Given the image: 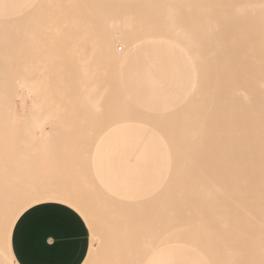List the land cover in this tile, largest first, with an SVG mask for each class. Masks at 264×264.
Here are the masks:
<instances>
[{
	"label": "bare ground",
	"instance_id": "bare-ground-1",
	"mask_svg": "<svg viewBox=\"0 0 264 264\" xmlns=\"http://www.w3.org/2000/svg\"><path fill=\"white\" fill-rule=\"evenodd\" d=\"M36 1L30 0L23 8L15 12L0 13V45L9 44L18 36L20 27L21 29L25 27L24 19L26 20L29 16L35 19L31 16L32 13L33 15L34 12L37 14L41 8H37V10L33 8H44L50 4L57 8L60 6V8L77 7L78 5L79 9L84 8L82 10H85V7L87 10L90 8L92 14L94 12L96 16L92 15L91 11L88 13L89 16H82L83 14L79 13L82 10L77 14L83 19H88V17H94V21L97 19L99 23L95 21L96 25L95 23L94 25L100 30H97L98 33H92L93 36L87 34L83 28L86 24H88L86 29L90 27L88 21L90 22L92 18L88 21L86 19L87 22L85 19L82 20L85 21V24L82 25L83 22L77 18V14L63 15V17L68 15L65 17L66 19L64 18L65 23L69 22L65 29L68 35L70 34L72 39L80 37V40L75 39L76 44L72 41H70L71 44H67V47L73 45L70 46L72 51L68 47L70 52L74 53L72 69L67 66L64 73H58L55 68L56 73H53L54 70L50 73L51 69L48 68L49 84L45 77L46 82L44 83L40 82V79L35 82V79L31 82L28 81L29 84L26 82L32 99L27 104L26 110L20 114L18 125L23 126L36 115L43 116L44 110L40 109L43 107L41 101L43 102L46 97L47 101H45L50 104L48 108L45 106L48 103H45L44 109L48 108L49 111H45L48 115L51 113L49 116H52L50 117L51 122H49L50 120L47 122L51 124L57 122L60 124V128L64 123L69 131L74 128L70 139H72V134L76 138L74 134L77 130L74 125L77 124H79L77 126H81L77 128L78 132H81L82 126L84 130L94 132V141L90 149L83 152L85 155L81 158L83 160L81 164L89 166L93 145L106 128L124 121H143L156 128L171 145L173 166H171L170 173L163 185L150 197L128 202L126 205L117 204L114 209H111L106 208L96 199L95 196H101L115 201L96 183L86 184L83 186L84 190L53 182L31 185L14 183V172L12 173L14 154L0 150V264H18L11 252V230L17 217L34 203L57 200L78 211L84 218L91 237L89 250L82 264L92 263L91 260L94 256L98 264H106L109 261H114L108 254V248L111 247L112 242L111 233L123 231L122 228L117 227L121 219L119 213L124 215L146 213L149 211L150 201L161 198L176 200L179 203V206L172 207L173 211H171L170 217L180 218V223L184 224V228L196 236L193 238L196 245L200 241L199 234L203 233L205 237L210 231L211 211H215V221L221 225L224 208V214L229 216L234 224L232 228L233 242L229 248L230 258L234 259V256H237L241 264H264V0H208L207 2L180 0L178 6H169L163 9L170 15L166 19L161 18L166 15V11L163 12V10L160 11V13L162 12L160 18L151 16L134 18L121 11L119 9L120 2L115 0H41V4H37ZM201 10L208 11L210 14L206 12L208 13L206 16L205 13L201 14L205 17H200L199 14L202 12L196 13ZM37 15H40L39 19H45V21H47L46 16L49 17L48 14H43L45 18L41 17V14ZM30 17L29 19H31ZM63 29L61 27L60 30ZM76 30H79L78 32L81 34L77 35ZM116 30L119 31V36L125 39V48L122 51L118 50L119 46H114ZM82 33L92 36V40H89L91 42H95L93 37L95 40L100 37V40H96L97 44L94 43L95 46L92 44L94 49L91 50L92 53L89 52L90 58H88L89 55H85L88 52L86 50L90 48L88 45L90 43L86 40L88 44L85 43L84 37L86 36ZM153 38L165 39L180 46L191 58L195 73L188 96L175 109L157 114L144 112L131 105L119 85V69L125 53L137 43ZM82 44L86 45L85 49ZM82 47L86 52L82 51ZM69 50H67V56L71 62ZM53 61L50 59L49 65ZM70 62L68 63L70 64ZM53 64L56 65L55 61ZM53 64L52 67H54ZM38 77L40 76L38 75ZM44 84L50 86L46 93L43 88L48 87L43 86ZM1 88L0 86V103L8 102L13 106L15 99L23 100V89H15L14 92ZM52 104L53 106L59 105V107L55 105L53 109H56L57 113L65 115L63 123L61 115L58 113L59 116H56L58 114L52 110ZM15 112H18L16 108ZM55 117H59L61 121L56 119V122H53ZM37 119L35 123H37ZM75 119L77 121H74ZM40 122L37 125L40 130L39 136L45 137L49 133L48 137H51V133L55 131L56 135L52 134V137L60 136L59 125L55 127V131L50 132L53 129L52 127L49 129L50 124L48 123L47 128ZM64 131L65 129L61 130V136L66 134ZM66 136L60 137V141ZM69 137L67 141H69ZM47 140L49 141V139ZM51 141L49 143L52 146L55 142ZM65 142V140L61 141L60 145H66ZM68 143H71V140ZM56 146L55 143V146L49 148L55 153L50 152L49 149L45 153L41 152L45 155H42L45 157H43L44 161H46V154L47 157L48 155L50 157L54 153L55 156L52 155V158L55 157V163L61 160L57 158L56 154H59V157L62 155V160L71 155V153L64 155V150L72 148L73 145H66L67 149L62 146L57 149ZM44 147L42 146V148ZM54 147L64 153H57ZM39 151L36 152L37 157ZM19 155L22 158H15L17 171L20 170L19 168H27L28 165H32L28 157L35 156V153H19ZM76 156L77 154L73 162L80 164L77 162ZM40 158L42 157L39 156L38 159ZM37 161L39 162V160ZM44 161L40 160V163H44ZM50 161H53V166L54 159H50ZM38 162V166H41ZM59 163L63 167V161ZM45 164H43L42 170L47 168L48 163ZM59 166L60 164L58 168ZM36 169L35 167L34 171ZM21 170L20 177L23 175ZM37 172L34 173L37 174ZM34 173L33 175H35ZM17 174L19 175V173ZM18 175L15 176V179ZM223 223L225 224V222ZM159 225V219L148 221V217H146L145 224L139 226L138 244L149 246V249L146 248L147 252L152 251L156 248L155 246L174 242V238L171 240L166 238L163 242L161 239H156L159 242L150 240L149 232H154V230L151 231L152 229H156L155 232H157ZM117 234L114 235L115 238ZM121 235L122 233L119 238L117 236L119 240ZM155 236L152 239H155ZM118 239L114 240V244ZM202 240L209 244V239ZM119 243L121 242L118 241L115 245L118 246ZM96 249L98 252H95Z\"/></svg>",
	"mask_w": 264,
	"mask_h": 264
},
{
	"label": "crops",
	"instance_id": "crops-1",
	"mask_svg": "<svg viewBox=\"0 0 264 264\" xmlns=\"http://www.w3.org/2000/svg\"><path fill=\"white\" fill-rule=\"evenodd\" d=\"M30 0H0V13H11ZM188 54L177 44L153 38L131 47L124 55L119 69V85L135 108L149 113L175 109L189 94L194 81ZM1 73V67H0ZM96 171V184L117 204L126 205L154 194L167 179L172 166V153L164 136L152 125L138 120L124 121L106 128L96 139L89 160ZM143 213L124 215L117 227L125 230L120 221L135 220V229L128 231L138 244L139 226ZM123 215V216H122ZM137 222L140 223L137 225ZM10 245L18 264H82L89 250V229L81 214L70 205L57 200H44L26 208L13 224ZM182 244H161L147 253L143 264H203L197 250L195 259L174 254L171 249ZM187 247V246H186ZM124 264L137 259L125 250L109 254ZM202 260V261H201Z\"/></svg>",
	"mask_w": 264,
	"mask_h": 264
},
{
	"label": "rangeland",
	"instance_id": "rangeland-1",
	"mask_svg": "<svg viewBox=\"0 0 264 264\" xmlns=\"http://www.w3.org/2000/svg\"><path fill=\"white\" fill-rule=\"evenodd\" d=\"M115 1L120 2L121 7L119 9L121 11H124V13L130 14V16H132L134 18L135 17H141V16L142 17L143 16L144 17H150L151 16L153 18H160L161 13H162V12L160 13L161 10L166 9L169 6H172V7L178 6V2L180 0H115ZM183 1H188V0H183ZM199 1L207 2L208 0H199ZM36 2H37V4L42 3L41 0H37ZM47 6L44 8H42V7L33 8L36 10H37V8L38 9L41 8L39 10L40 12L37 13V14H41V17L44 16V18H45V15L48 14L49 17L46 16L47 21H45V19L44 20H42L41 18L39 19L40 15H37L36 12H34V15H33V13H32V15L30 14L31 16L35 17V19L31 18L30 16L29 17L31 19H33L32 22H31V19H29V17H27L26 20L24 19L25 27H22V29L20 27V29L18 30L19 25L17 26L18 27L17 30L19 33V34L17 33L18 36L14 40H12L9 44L0 45V67H1L0 86L2 87L1 89L5 88L4 90H9V91H14V92H15V89H18V90L23 89L24 90L23 100H20L19 98L15 99L13 106H11V104L8 102L0 103V150L5 151V152H13V154H14L13 158H12L14 170L12 171V173L14 172L13 173L14 183H16V184H19V185L30 184L31 185V184H47V183L53 182V183L64 184V185L72 186V187H79V189L84 190L83 186H85L86 184H95L97 182V181H95L96 171H94L93 168L88 166V165L83 166V164H81L82 163L81 161H83V160H81V158L83 155H85L83 152H86V150L90 149V146H91V144L95 138V134L92 130L86 131V130H84V128L82 126V130L80 129L81 132H78L79 130L77 128L79 126H77V125H79V124L74 125V126H76L75 130H77V131H75L76 134H74V135H76L77 139L75 138V136H73V134H72V139H70L71 133H74L73 132L74 128L72 131H69L68 130L69 128L65 127L66 125H64V123H63V116H65V115L63 113H62L63 115H61V113L58 112L61 115L60 117L62 118L63 124L61 122H59V123H61L64 127L61 125V128H60V124H57L56 119H60L59 117L58 118L55 117L54 119L51 118V119H53L52 120L53 122H56V124L49 123V122H51L50 117H52V116H49L51 114L50 112H49L50 113L49 115L46 112L48 110L49 104H50L49 102H46L47 101L46 97H45V99L43 98L44 99L43 102L41 101V103H42L41 105L43 107L40 108L41 110L42 109L44 111L46 110L45 112L43 111V113H42L44 115L42 116L40 114L41 112L39 111L40 115H36L35 118L32 119L33 121L30 120V121H28V123H25L23 126L18 125V121L20 122V118H21L20 114L26 110L27 104L30 103L31 99H32L30 96V93H29V87L27 86L26 82H28V81L31 82L34 79H35L34 82L36 80L39 81V79L41 80L40 82H42V83L48 81L47 77L50 78L48 68L51 69L50 73L53 72L52 70H54L53 73H56V70L58 71V73H62V72L64 73L66 70L65 68H68L67 66L71 67L73 60H74L73 59L74 53L72 52L73 55H71L72 53L68 49V47L71 49V47L73 45H70L71 47L70 46L67 47V44L70 43V41L75 43V41H76L75 39L78 40L80 38V37L79 38L77 37L75 39H72L70 37V34L68 35L67 30H65V29H66V26H68L69 24L67 25L68 21L65 23L64 18L67 17L69 15V13H72V14L75 13V15H76L80 10H82L84 8L79 9L78 8L79 5L77 7L74 6V7H67V8L66 7L60 8L61 6L57 8V7L52 6V4L47 5ZM23 7H21V8H23ZM21 8H19V9H21ZM58 9H60V10H58ZM88 10H89V12H88ZM88 10L85 7V10H82L79 13H80V15L82 13L83 14L82 16H85V15L89 16L88 13H90V11H91V14H92V10H90V8ZM32 11H34V10H32ZM165 11L166 10H163V12H165ZM200 12H202V13H200ZM206 12H208V11H206ZM206 12H205V10H204V12L201 10V11H198V13H196V14L200 13L199 14L200 17H203L204 15L206 16L209 13V12L208 13H206ZM67 13H68V15L63 17V15H65ZM43 14H45V15H43ZM78 14L76 15V16H78L77 17L78 19H80L81 21L85 19V18L83 19V17L78 15ZM93 14H94V12H93ZM163 14H165V13H163ZM201 14H204V15L202 16ZM36 15L38 18L36 17ZM52 15H54V16L56 15V16L53 17ZM94 16H96V14H94ZM167 16L169 17L170 15H169V13L167 14V11H166V15L162 16L161 18L166 19V18H168ZM90 18H92V20H93L94 17H90ZM90 18L88 17V19H90ZM27 19H29L30 21L28 20V22H27ZM86 19H85V21H86ZM88 19H87V21H88ZM139 19L140 18H138L137 20H139ZM67 20H68V18H67ZM80 20H79V23L81 25ZM76 21H78V20H76ZM85 21H82L83 22L82 25L85 24ZM91 21L90 22L88 21V23H90V27L88 26L89 27L88 29H86V25H88V24L84 25L85 27L83 28L84 31L86 30V33L90 34V35L92 33L93 34L96 33L97 30L98 31L100 30V28L99 29L97 27L95 28L96 22H98L97 19H95L96 22L93 20L92 21L93 23H92ZM22 23H24V22L22 21ZM26 23H28V24H26ZM94 23H95V25H94ZM98 23H97V25H98V27H100ZM61 27L64 28L62 31L60 30ZM77 29H78V26H77ZM78 31L79 30H76V32H78ZM79 33L80 32H78L77 35ZM82 34H85V33H82ZM93 34H92V36H93ZM115 34H116V38H115L114 46H117V47L119 46L118 50L122 51L125 48V39L122 36H119L118 30L115 31ZM85 36H86V34H85ZM96 36H97V34H96ZM91 37L89 35L84 37L85 38L84 41L86 40L87 42L90 43V44H88L85 41V43L88 44L90 47L89 49L86 50L88 52L83 50V47L86 45L83 46L84 43L82 44V46H83L82 51L86 52L85 53V55L87 54L86 56L89 55L88 58L91 57V54L89 52L92 53L91 50L94 49V46H95L94 43L97 44L98 41H96V40H100L99 36H98L99 38L96 40L93 37V41H95V42H91V41H89V40H92ZM77 42H78V44H80L79 41H77ZM165 43L171 44L169 42H165ZM92 44H94V46ZM171 45H173V44H171ZM173 46L176 47L178 50H180L182 52V54L185 56V58L188 60L190 66H191V69H192V74H193V67L191 65L190 59L185 55V53L180 48H178L175 45H173ZM85 48L86 47H84V49ZM67 50H69V53L71 56V57L70 56L69 57L72 58L71 62H70V60H68ZM71 51H72V49H71ZM50 59L51 60L53 59L55 61L56 65L53 64L54 61L51 63V65H49ZM67 61L70 62V64ZM52 64L54 65V67H52ZM55 68H57V69L55 70ZM47 69H48V71H47ZM71 69H72V67H71ZM46 71H47V73H45ZM38 75L40 77H38ZM62 75L65 76L64 74H62ZM44 77L47 78L46 81H45ZM58 78H59V74H58ZM30 82H28V84ZM48 84H49V81H48ZM43 86L48 87V88H43V89H45V93L48 92L46 90H48L50 88V86L49 85L47 86L45 84ZM42 92H44V91H42ZM45 103H48L45 105V106H48V108L46 107L47 109H44ZM55 105L57 106V104H55ZM55 105L54 106H53V104L51 105L52 110H54L53 107L55 108ZM57 107H59V105ZM15 108H16V111H18V112H15ZM50 109H51V107H50ZM54 111H55L54 113L56 114L57 113L56 109ZM59 114L56 116H59ZM37 118H39V119H37ZM45 118H48V119L45 120ZM36 119H37V123H35ZM43 120H45L47 124L44 123L45 121L43 122ZM39 121H41L43 123V126L47 127V128H48V123H49L51 125V126L49 125V129H50V127L53 128L52 130H50V132L53 131L55 129V127H58V125H59V128L61 130L65 129L64 133L69 134L70 137L66 136V134L65 135L62 134L63 136H66V137H64V139H61V141L63 142L65 140L66 145H70V146L73 145L72 148L69 147V149L71 151L69 149L65 148V147H67L65 144H64V146L60 145V144H62L60 141V137L63 138V136H61V130L60 129H58V131L60 132V136L57 135V137L56 136L52 137V134L56 135L55 130H54L55 132L51 133V137H48V135H50L49 133H48V135L46 134V136L44 135L45 137H43L42 135L39 136L38 134H40V132H39L40 130L38 129V126H37V125H39ZM47 121H49V122H47ZM59 121H61V119ZM74 121H77V119H75ZM32 122H34V123L32 124ZM41 122H40V124H41ZM65 123H66V121H65ZM76 123H78V122H76ZM33 125H35V127H33ZM47 132H45V133H47ZM79 133H80V135H79ZM28 136H29V138H28ZM42 137L45 139H43ZM68 137H69V141H67ZM41 138L44 140V142L42 141ZM50 138H51V140H54L53 142H55L57 144V146H56L57 149H60L61 146L64 149H67V150H64L65 153L62 152V153H64V155L65 154L70 155V153H71V155L74 154L73 157H70L71 155L70 156L66 155L67 157H65L64 160H62L63 156L61 155L62 157L61 156L59 157L58 156L59 154L58 155L56 154L57 158H59L61 160H59L57 162L58 159L56 158V162L58 164L55 163V157L52 158L53 157L52 155H54L55 151L49 149L50 147L55 146V143L52 144V146H51V144L49 143L51 141ZM47 139H49V141ZM70 140H71V143H68V142H70ZM43 143H45V144H43ZM46 143H48V144L46 145ZM51 143H52V141H51ZM42 146L43 147L47 146V147L42 148ZM39 147H40V149H39ZM169 147H171L170 144H169ZM63 148H62V150H63ZM48 149L50 152L52 151L54 153L51 154V156H50L51 158L49 157V155L47 157V154H46V159H45L46 161H44L43 157L45 155L42 154L41 152L45 153V152H47L46 150H48ZM75 149H77V150H75ZM37 151H39L38 157H37V153H38ZM49 151H48V154H49ZM66 151H68V152H66ZM19 153H22V154H31V153L34 154L35 153V156H33V157L29 156L28 157V159L30 160L32 165H28L29 167L27 166V168L22 167L23 169L19 168L20 170L22 169L21 171H23L22 172L23 175L21 176L22 180L20 177V174H21L20 170L18 169L19 171H17L16 168H18V167L15 168V158L16 159L22 158V157H20ZM57 153L62 154L61 151H58V150H57ZM76 154H77V156H76L77 162H79L80 164H77V163L75 164V162H73L75 160L74 157ZM42 155H44V156H42ZM39 156L42 158L38 159ZM30 157H32V158H30ZM67 158H68V160H67ZM36 159L39 160V162ZM50 159H54L53 166H52L53 161H50ZM40 160L44 161V163H46L45 165H47V163H48L46 169L42 170L44 163L41 162L42 163L41 164ZM36 161L42 167L38 166ZM61 161H63V167H62V164L59 163ZM59 164H60L59 168L62 167L61 169L58 168ZM34 165L37 168L36 171H34L35 170ZM48 166L50 168L51 167H53V168H51V170H50V168ZM172 166H173V161H172ZM31 168H33V169H31ZM44 168H45V166H44ZM52 169H53V171H52ZM33 171L34 172L38 171V172L36 174ZM26 172H28L27 175H26ZM39 172H41V173H39ZM17 173H19V175ZM33 173L35 175H33ZM15 174L19 176V177L17 176L19 178V180L17 179V177L15 179V176H16ZM28 174H30V176H32V177L34 176V177L33 178L30 177V176H28ZM26 181H27V183H26ZM85 182H87V183H85ZM95 197L98 201L103 203V205L106 208L114 209L115 206H117V203L113 200H110L108 198H104L101 196H95ZM150 202H151V204L149 207V211L144 213L143 215H144V217H148V221L159 219V223H160L159 227L157 228V232H155L156 229L151 230V231L154 230V232H149V234H151V238H150L149 234L146 233V235L148 236V238H150V240H153V241L155 240L154 242H156V241L159 242V240H156V239H161L162 240L161 242H163V240H165L166 238L169 240L174 238L173 239L174 242H172V243L182 244L185 246L178 245V246L173 247L171 249L172 253L189 255V257L192 260H194L195 259L194 252L197 250L198 254L201 256V259L204 262L203 264H241V262L239 261V258L237 256L236 257L234 256V259L230 258L229 248L231 247L232 242H233V229L232 228L234 227V224H233V221L229 218V216L224 214V208L222 210L223 213L221 215V222H222L221 225H219L217 223V221H215V217H216L214 214L215 211L214 210L211 211L212 219L210 221V231L208 232V235L207 236L205 235V237H204L203 236L204 234L200 233L198 236V239L200 241L202 239H205V241H206V238L209 239V244H207V241L205 243V242H203L204 240H202L201 242L198 241L199 244H197L198 245L197 246L195 239H193L196 236L191 231H187V229L184 228L185 227L184 224L180 223V218L177 216L176 217L174 216L173 218L170 217L171 211H173L172 207L173 206L174 207L179 206V203L176 202V200L174 201L171 199L161 198V199L150 201ZM175 211H177V210H175ZM145 222H146V219L142 220V224H145ZM223 222H225V224ZM226 222L228 223L227 225H226ZM120 223L122 225H124L126 231H122V232L114 231L115 234H114V232L111 233L110 238H112V242L110 245L111 247L108 248V252H109L108 254H110V253L112 254V252L116 249L125 250V252H129V254L133 255L135 258L137 257V259L132 258L131 260H128L124 264H143L141 261L145 260L147 253H148L146 248L148 247V249H149V246L146 247L144 245L141 248L142 250L140 251V250L136 249L135 246L132 245V242L128 243L129 239L134 237L128 231L129 230L132 231L131 229H133V230L135 229V220L132 218V219H128L125 221H120ZM140 223L137 222V225H139ZM121 233H122L121 239L119 240L118 238L120 237L119 235ZM116 234H117L118 238H117V236L115 238L114 235H116ZM152 235L153 236L156 235L155 236L156 238L152 239V237H153ZM136 237L137 236H135L134 238H136ZM115 239H118L117 241H115L116 243H118V241H120L121 243H123V245H121V243H119L120 245H118V246L115 245L116 244V243L114 244ZM90 243H91V237L89 234V244ZM155 247H158V246H155ZM188 247L190 249H192L194 252L192 250H190ZM96 250H95V252H98V250L97 251ZM91 261L94 264H98L95 256L92 258ZM174 264H187V263L186 262L182 263V262L176 261V262H174Z\"/></svg>",
	"mask_w": 264,
	"mask_h": 264
}]
</instances>
